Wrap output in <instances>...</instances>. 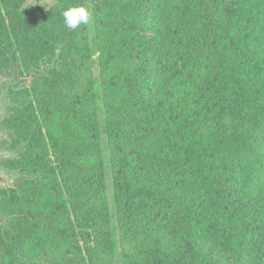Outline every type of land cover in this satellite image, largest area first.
Wrapping results in <instances>:
<instances>
[{
    "label": "trees",
    "instance_id": "obj_1",
    "mask_svg": "<svg viewBox=\"0 0 264 264\" xmlns=\"http://www.w3.org/2000/svg\"><path fill=\"white\" fill-rule=\"evenodd\" d=\"M21 2L0 0V26L8 22L18 30V25L28 24V16L18 13ZM110 2L112 0H84L78 6L97 15L109 13L111 8L113 12ZM205 2L206 15L198 17L201 13L188 9L190 15L181 22V27L178 19L174 23L176 31L181 28V32L175 33L176 49H182L179 55L182 67L176 69V73L185 81L182 87L191 91V97L183 94L178 107L173 108L161 101L155 102L151 96L153 82H145L130 97L125 95L128 89L123 83L113 80L114 77L107 80L106 88H110L111 96L101 103L105 112L99 110L98 117L102 118L97 120L105 122L104 134L110 141L102 151L96 152L98 161L90 167L91 177L97 181H90L95 184L89 196L100 188L107 171H114L116 192L112 208L90 212L91 218L82 220V230H77L79 223L72 221L59 193L62 187L71 184L81 189L80 183L72 180L57 183V176H62L60 162L43 169V179L47 181L43 189L17 194V201L21 198L27 204L29 215L9 216L0 226V252L8 264H17L28 257L37 258L41 245L69 253L73 248L79 249V241L92 261L91 248L95 246L100 252L109 248L106 243L115 241L114 232L133 216L149 213L148 205L156 207L158 214L163 211L169 216L182 214L181 217L199 209L200 205L205 206L203 217L182 219L184 223L180 219L170 227L167 219L165 225H161L156 220L157 211H151L150 234L161 233L172 241L170 246L160 250L153 264H195L198 259L203 262L204 255L212 254L210 251L202 253L209 236L237 260L247 259L254 250H264V195L254 199L241 200L240 197L247 184L242 179L243 172L250 170L253 163H258L259 169L264 171V103L253 102L264 87L256 84V79L264 76V67L251 58L254 30L260 25L256 7L264 0ZM62 13L59 10L56 16L44 20L43 30L32 38L30 33L22 32V28L15 35L19 55L16 61L24 65L23 73L32 84L24 103L30 107H23L24 113L30 114L31 105L36 102L40 114L38 118L29 115L24 119L25 124L35 130V136L27 145L32 148L39 141L37 133L42 128L55 139L53 145H56L70 128V120L78 125L82 121L96 124L93 114L85 115L82 111L85 104L94 103L96 99L67 102V97L55 94L56 81L68 65L69 53L82 27L68 29ZM155 61L154 58L148 60ZM38 82L49 89L50 96L42 94L36 86ZM117 97L122 101L125 97L128 102L123 101L122 108L115 111L111 106ZM184 100L189 101L188 106ZM47 102H53L55 109H41L42 103ZM77 115L80 119L75 118ZM203 120L229 141L228 147L217 148L211 140L215 135L204 136L191 127L195 121ZM150 136H158L162 142L150 148L138 146L132 152L124 147L125 142ZM246 152H253L257 161L243 157ZM100 156L103 161H99ZM29 163L32 164L31 159Z\"/></svg>",
    "mask_w": 264,
    "mask_h": 264
},
{
    "label": "rangeland",
    "instance_id": "obj_2",
    "mask_svg": "<svg viewBox=\"0 0 264 264\" xmlns=\"http://www.w3.org/2000/svg\"><path fill=\"white\" fill-rule=\"evenodd\" d=\"M80 1L84 0H22L18 13L27 15L29 22L26 25H18L17 28L30 33L32 38L34 34L41 33L44 20L56 16L59 10L63 12L70 7H79ZM110 4L114 5H111L113 12H110L112 8L109 13L99 12L94 15L91 12L89 23L79 29L77 40L68 56V65L56 81L58 85L55 94L60 93V98L67 97V102L71 99H96V102L85 104L82 108L85 115L95 116L96 124H85L86 122L82 121L78 125L70 120V128L66 134L59 137L56 145H53L55 139L42 128L37 133L39 141L36 146H27L31 137L35 136V130L28 127L24 119L29 115L37 118L40 116L36 110L38 104L33 102L30 114L24 113L23 107H30L28 104L24 106V103L26 95L32 91V84L29 76L23 73L24 65L21 66L20 60L16 61L19 58L18 46L15 44L18 30L13 29L8 22L0 26L3 28L0 29V175L9 179L7 184H0V226L9 216L27 213V204L21 198L17 201V194L30 192L32 189H43L42 185L47 183L43 179V169L59 162L62 176H57V183L63 184L66 180L80 183L81 189L71 184L66 188L62 187L59 193L61 201L67 204L72 221L79 223L77 230H82L80 223L90 217V212L112 208L110 206L116 192L114 171L109 169L105 179L100 182V188L89 196L93 192L91 186L95 184L91 182L97 181L91 177L90 167L98 161L96 152L102 151V147L110 141L104 134L105 122H100L102 117L99 118L98 113L99 110L105 112L101 103L111 96L108 91L110 88H106L107 80L111 77L123 83L124 88L128 89L125 95L130 97L145 82H153L154 94L151 96L156 103L161 101L165 106L177 108L183 94L186 98L191 97V91L182 87V82L185 81L176 73V69L182 67L179 60L182 49H176L175 33L181 32V28L176 31L174 23L178 19L181 27V22L190 15L188 9L201 13L198 17L206 15L205 0H112ZM259 5L256 7V13L260 17V25L254 30L251 58L259 61L264 67V3ZM204 11L205 13H202ZM177 41L180 43V39L177 38ZM152 58L156 61L148 62ZM180 74L184 76L183 73ZM256 84L264 85L263 75L256 79ZM36 86H39L42 94L50 96L49 89L44 88L41 83L38 82ZM260 91L259 96L253 99L254 103H264V87ZM55 94L52 97H55ZM121 95L122 93L120 97ZM123 101L128 102L125 97ZM123 101L117 97L111 107L118 111L122 108ZM184 101L188 106L189 101ZM43 108L55 109L53 102L42 103L41 109ZM186 109L187 113L191 114L190 108ZM75 118L80 119V116ZM205 123V120L195 121L191 127L204 136L208 133L215 135V139L211 140L217 148L228 147L229 141ZM186 125H190L188 120ZM157 137H142L135 142H125L124 147L130 152L138 146L150 148L152 144L162 142H159ZM49 139H53L51 143ZM246 154L242 156L257 161L253 152ZM30 159L32 164L29 163ZM99 161H103L101 156ZM258 166V163H253L250 170L243 172L242 179L247 184L240 195L241 200L264 195V171ZM148 206L149 213L133 216L123 228L114 232L115 241L106 243L109 248L100 252L93 246L92 261L79 241V249L73 248L69 253L62 252L60 248L41 245L37 258H24L17 264H153L154 258L161 253L160 250L170 246L172 241L161 233L150 234V213L155 211L156 207ZM199 207L193 212H186V217H181L182 214L169 216L163 214V211L158 214L156 210V220L165 225L167 219L169 227L173 222L179 223L180 219L181 223H184L182 219L203 217L205 206ZM160 218L163 219L159 220ZM36 243L39 245L38 241ZM208 251L212 253L211 256L204 255L203 262L198 259L195 264H264V250H254L247 259L242 260V257L237 260L211 236L202 246V253ZM8 263L7 258L0 252V264Z\"/></svg>",
    "mask_w": 264,
    "mask_h": 264
},
{
    "label": "clouds",
    "instance_id": "obj_3",
    "mask_svg": "<svg viewBox=\"0 0 264 264\" xmlns=\"http://www.w3.org/2000/svg\"><path fill=\"white\" fill-rule=\"evenodd\" d=\"M64 24L70 30L77 29L80 25L88 24L91 12L83 6L70 7L62 13Z\"/></svg>",
    "mask_w": 264,
    "mask_h": 264
},
{
    "label": "water",
    "instance_id": "obj_4",
    "mask_svg": "<svg viewBox=\"0 0 264 264\" xmlns=\"http://www.w3.org/2000/svg\"><path fill=\"white\" fill-rule=\"evenodd\" d=\"M9 182L8 178L3 177L2 175H0V184L5 185Z\"/></svg>",
    "mask_w": 264,
    "mask_h": 264
}]
</instances>
